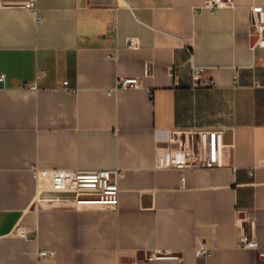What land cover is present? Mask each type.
<instances>
[{
	"label": "crops",
	"instance_id": "1",
	"mask_svg": "<svg viewBox=\"0 0 264 264\" xmlns=\"http://www.w3.org/2000/svg\"><path fill=\"white\" fill-rule=\"evenodd\" d=\"M204 1L0 7V264H260L237 237L253 222L264 246V48L253 0ZM192 65L215 85L191 87ZM118 75L140 87L114 90ZM173 129L222 130L221 166L166 167ZM114 167L116 210L38 198L35 168Z\"/></svg>",
	"mask_w": 264,
	"mask_h": 264
},
{
	"label": "built area",
	"instance_id": "2",
	"mask_svg": "<svg viewBox=\"0 0 264 264\" xmlns=\"http://www.w3.org/2000/svg\"><path fill=\"white\" fill-rule=\"evenodd\" d=\"M232 0H205L204 3L195 8L215 9L232 5ZM19 6L36 11V0H0V7ZM251 24L254 29L255 40L251 48H264V5L251 4ZM127 48L137 47L135 39L130 38ZM207 67L192 65L190 70L191 87H213L215 82L210 75H207ZM5 75L0 72V81H4ZM235 82L237 75H234ZM34 87V85H33ZM140 80L137 76L118 75L115 81L114 90L119 88H138ZM111 90H109L110 92ZM167 159L166 167L176 169L180 172L186 169L216 168L221 166V153L224 147L223 133L220 129H173L166 139ZM33 173L37 179L46 178L48 185L39 186L37 195L39 199L56 202L68 201L75 208L100 207L116 210L119 204V180L122 177V169L118 167L104 169H38ZM251 174V173H250ZM51 193L53 196H44ZM250 229L239 225L238 245L243 249H251L256 252L260 264H264V246H260L253 236L251 229L253 222H250ZM17 233L24 234L17 229ZM172 251L156 250L148 258L160 259L171 257ZM196 256H209L212 249L199 245L194 249ZM53 250H39V256H54ZM117 264H137L136 261L122 262Z\"/></svg>",
	"mask_w": 264,
	"mask_h": 264
}]
</instances>
